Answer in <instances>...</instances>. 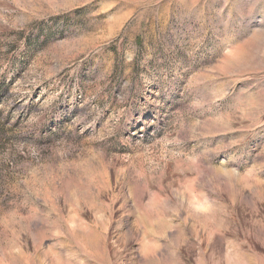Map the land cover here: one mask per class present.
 <instances>
[{
  "label": "rangeland",
  "instance_id": "374dc122",
  "mask_svg": "<svg viewBox=\"0 0 264 264\" xmlns=\"http://www.w3.org/2000/svg\"><path fill=\"white\" fill-rule=\"evenodd\" d=\"M0 264H264V0H0Z\"/></svg>",
  "mask_w": 264,
  "mask_h": 264
}]
</instances>
